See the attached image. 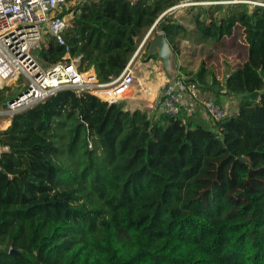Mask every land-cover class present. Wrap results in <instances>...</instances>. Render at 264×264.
I'll use <instances>...</instances> for the list:
<instances>
[{"label":"trees","instance_id":"1","mask_svg":"<svg viewBox=\"0 0 264 264\" xmlns=\"http://www.w3.org/2000/svg\"><path fill=\"white\" fill-rule=\"evenodd\" d=\"M178 2L86 0L64 33L68 53L108 83ZM190 22L214 44L243 29L247 59L222 84L204 62L181 77L220 105L236 98L237 112L212 126L62 90L15 113L0 131V264H264V94L240 98L264 90V8H199ZM158 24L171 42L192 39ZM46 40L45 67L66 54Z\"/></svg>","mask_w":264,"mask_h":264},{"label":"built area","instance_id":"2","mask_svg":"<svg viewBox=\"0 0 264 264\" xmlns=\"http://www.w3.org/2000/svg\"><path fill=\"white\" fill-rule=\"evenodd\" d=\"M85 1L0 0V87L23 82L20 95L6 103L10 117L62 90L88 94L108 105L126 100L136 82L131 63L117 78L99 83L92 69L81 67V57L72 58L68 53L64 38L68 17L72 18L77 5ZM124 1L135 5L140 0ZM237 5L264 8V0H181L164 14L187 7ZM48 37L63 46L66 54L60 62L45 67L37 59L36 51ZM199 91L195 84L186 83L181 77L166 80L156 102L160 114L168 117H176L181 112L188 116L198 114L212 126L231 116L228 104L204 99Z\"/></svg>","mask_w":264,"mask_h":264},{"label":"rangeland","instance_id":"3","mask_svg":"<svg viewBox=\"0 0 264 264\" xmlns=\"http://www.w3.org/2000/svg\"><path fill=\"white\" fill-rule=\"evenodd\" d=\"M180 1L181 0H179V2L177 4H179ZM199 8H203L205 10H208L210 7L197 6V7H187V8H182V9H176V10H173V11L166 13L164 16H165L166 22L176 21L179 24L183 25L187 30L189 29L188 31L190 34V33H192V32H190V30H192V26H193L192 23L190 22L191 16H193L195 13H197ZM169 9H167L165 12H167ZM164 13H162V14H164ZM160 16L154 22V24H155L154 28L152 30H151L152 27H150L148 29H143L141 31L139 38L137 39L136 52L132 56V58L130 59V61L132 59H134V61L130 67H131L132 71L134 72L136 82H135L134 88L131 90V92L127 96L126 100L121 101L124 109L131 107L132 104H136V105L138 104V106L141 108V101H144V102H146L144 104L145 108L142 106V109H140V110H151L155 113V116L160 114V110H159V107L157 106L156 102L159 99V97L161 96L163 89H162V91H160L161 88H156V86L153 85V83H154L153 78L155 75V79H157V77L159 76V70L164 71L163 64H162V60L164 58L163 55H166V57H171V55H172L171 68L169 69L168 73L165 72V76L168 77V80H171L173 78L180 77L176 74H173V72H172L174 69V67L172 65L173 62L180 61V64L184 66L185 61L188 60L187 56H190L192 59L195 58V56L192 57L189 54V52L191 53L193 51V49H194V51H197V49H199V52L201 53L202 47H203L202 44L200 45V43H194V45L192 46L193 41H191V39L187 38L186 35L185 36H178V37L174 38L172 42L169 41V39H166L164 37V34L162 33V31L160 30V27L158 24V22L160 20L159 19ZM70 18L71 17H68V21L70 20ZM189 34H188V36H189ZM190 36L194 38V40H195L194 42H196V41L199 42V40H197L198 36L195 33L190 34ZM161 37L163 40H160ZM46 42H47L46 39H44V41L40 47H43L46 44ZM233 42L235 43V45H234V48H232V49H228V48L214 49V48H212V51L214 53L213 55H215V57L211 56V59L213 60V62L217 63V61H220L223 58L225 59L226 58L225 56H227L230 53H235L234 51H236V53H237L236 55L239 57L244 55L245 54V48L241 45V43L243 42V39H242V35H241L240 31L236 32ZM160 45H164L163 46V48L165 49L164 52L160 53V48H161ZM205 46H206L205 49H209L208 44H206ZM230 50H233V51L230 52ZM218 55H220V56H218ZM195 60L197 62L196 64H199L201 61L199 56L197 58H195ZM168 61H170V59ZM40 63L43 65L42 62H40ZM197 68H196V70H197ZM196 70H194V71H196ZM216 74L219 77L220 81H222L224 78L225 72L218 71ZM147 75L151 76V77L147 79ZM143 86H144V88H143ZM5 87H7L9 89L5 93V97L8 99V102H9V101L17 98L20 95V93L23 91V82L19 81L15 84H10L9 86H5ZM5 87H2V88L0 87V89H3ZM152 93H158V94L156 95V97L154 95V97H155L154 98L151 95ZM199 94L204 99H211V100L214 99L212 97V95L204 93L201 90L199 91ZM97 95L103 96V95H101L100 92H97ZM150 98H151L150 102L149 101L147 102V99H150ZM230 102H236V100L233 101V99H231ZM6 103L0 107V131L5 130V127H6V125H8L9 120L11 118L10 114L8 112ZM224 104H225V102H224ZM229 104H231V103H229Z\"/></svg>","mask_w":264,"mask_h":264},{"label":"crops","instance_id":"4","mask_svg":"<svg viewBox=\"0 0 264 264\" xmlns=\"http://www.w3.org/2000/svg\"><path fill=\"white\" fill-rule=\"evenodd\" d=\"M193 28L194 27L192 26V30H194ZM239 31H240V33L242 35L243 42L241 43V45L245 48V54L242 55L241 57H239V56L236 55L237 54L236 51H234L235 53H230L227 56L224 55L226 57L225 59L224 58L223 59L220 58L221 60L217 61V63L213 62V60L211 59V56L215 57V55H213L214 53L212 51V48H214V49H220V48L221 49L222 48L223 49H225V48L232 49V48H234L235 43L233 42V40L235 38L236 32H239ZM191 41H193L192 42V46L194 45V43H200V45L202 44L203 47H202L201 53L199 52V49H197V51H194V49H193V51L191 53L189 52V54L192 57L195 56V58H197L199 56V58L201 59L200 63L201 62L205 63L206 68L208 69V71H210L213 74V76L215 77L216 81H218L220 84H222L224 82V80L228 77L229 73H231L232 71H234L235 69L240 67L243 63H245V61L247 59V44H246L245 39H244L243 29L240 28V27H236L234 29L233 33L231 34V36L224 37L220 42L215 43V44L211 40L203 41V42L202 41L194 42L195 40H194L193 37H192ZM206 44L209 45L208 46L209 49H205L206 48V46H205ZM44 46H46V45H44ZM232 51L233 50H230V52H232ZM218 56H220V55H218ZM78 57H81V56H78ZM163 57L164 58L162 60V64H163L164 71L163 70H161V71L159 70V76L157 77V79H155V75H154V78H153V82H154L153 85L156 86V88H161L160 91H162L166 80H168V77L165 76V72L168 73L169 69L171 68V62H172V55H171V57H166V55H163ZM187 58H188V60L185 61V65L184 66L180 64V61L173 62V64H172L173 67H174V69L172 71L173 74H176V75H178L180 77H183L184 76L183 73L195 72L194 70H196V68L199 67L200 63L196 64L197 62H196L195 58L192 59L190 56H187ZM169 59H170V61H168ZM133 61H134V59H132L131 61L129 60L128 64H130V63L132 64ZM218 71L225 72V75H224V78H223L222 81H220L219 77L216 74ZM150 77L151 76L147 75V79L150 78ZM210 78L212 79V76H210ZM143 88H144V86H143ZM206 93L210 94L208 92H206ZM157 94L158 93H152L151 95H152V97H154V95L156 97ZM210 95H212V94H210ZM212 97H213V95H212ZM151 98L147 99V102L148 101L150 102ZM231 99H233V101L236 100V102H230ZM213 100L215 101V99H213ZM224 102H225L224 105L228 104L229 109L232 111L231 115H233V114H235L237 112L238 100L236 98H225ZM145 103L146 102L141 101V108L138 106V104L137 105L136 104H132L131 107L125 108V110H128V111L140 110V109H142V106L144 107ZM229 103H231V104H229ZM142 111H147L150 117L155 116V113L153 111H151V110H142ZM196 115H198V114H196ZM196 118L199 121H203L204 123L209 124L200 115H198ZM8 125H9V123H8ZM8 125H6L5 129L8 127ZM4 151H6V148L0 147V153H2Z\"/></svg>","mask_w":264,"mask_h":264},{"label":"water","instance_id":"5","mask_svg":"<svg viewBox=\"0 0 264 264\" xmlns=\"http://www.w3.org/2000/svg\"><path fill=\"white\" fill-rule=\"evenodd\" d=\"M164 15L165 14H162L159 19H161ZM154 26H155V24L152 26L151 30L154 28ZM160 40H163L162 37H161ZM163 46L164 45H160V47H161L160 48V53L165 51V49L163 48ZM122 68L124 69L125 66H122ZM263 94H264V90H262V91H256V92H252V93H247L246 91H244V93H242L240 95V98H248L251 102H257L258 99H259V97L261 95H263ZM119 103H121V102H119ZM228 120H230V118H228ZM10 253H12V251Z\"/></svg>","mask_w":264,"mask_h":264}]
</instances>
